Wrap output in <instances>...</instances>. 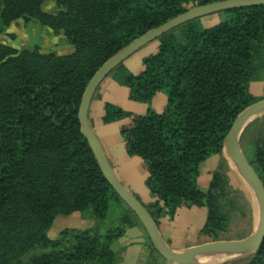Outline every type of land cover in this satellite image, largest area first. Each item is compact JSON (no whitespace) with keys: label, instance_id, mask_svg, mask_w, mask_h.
<instances>
[{"label":"trees","instance_id":"trees-1","mask_svg":"<svg viewBox=\"0 0 264 264\" xmlns=\"http://www.w3.org/2000/svg\"><path fill=\"white\" fill-rule=\"evenodd\" d=\"M0 0V32L17 18L62 31L73 46L66 55L18 51L0 43V264H117L111 248L138 221L129 212L100 234L65 227L46 234L58 214L89 212L106 217L112 202L124 203L103 176L80 131L83 91L94 72L146 31L189 8L219 0ZM229 17L210 27L194 19L181 24L183 41L172 30L133 73L122 62L116 82L132 101L148 104L157 92L167 98L161 112L136 114L105 102L103 123L123 120L119 133L126 153L141 159L145 186L155 200L143 205L156 226L174 219L181 207L205 209L198 235L206 241L249 236L255 207L228 174L223 143L237 115L262 100L249 89L264 77V4L225 10ZM243 155L264 187V122L243 130ZM218 161L207 187L202 164ZM125 204V203H124ZM126 205V204H125ZM241 222L233 231V225ZM42 251L26 261L22 250ZM146 264H163L148 237ZM234 264H264V236Z\"/></svg>","mask_w":264,"mask_h":264},{"label":"rangeland","instance_id":"rangeland-1","mask_svg":"<svg viewBox=\"0 0 264 264\" xmlns=\"http://www.w3.org/2000/svg\"><path fill=\"white\" fill-rule=\"evenodd\" d=\"M42 10L45 12L57 11L55 1L47 0L42 5ZM228 17L229 14L226 11H217L197 17L194 19V22H196L202 27H210L221 21L228 19ZM172 32L179 41H183L180 25L173 28ZM158 42L159 39L155 38L150 42L142 45L137 50H135L131 55L125 58L122 61V65H124L126 68L127 66H130L129 68L130 70L128 68L127 69L133 73L137 72L138 71L137 69L141 65L142 59L150 54V52L156 47ZM0 43L13 47L18 51L33 50L35 47H37L38 52L42 54L53 53L55 55H66L73 51V46L66 39L62 31L55 33L52 29L40 25L34 19L25 20L24 18H17L13 20L10 23V25L4 29V31L0 32ZM104 78L105 81L108 80L107 82L113 80V82L117 83L114 78V71L109 72ZM249 89L251 93L256 97L259 98L264 97V77L261 78L260 80L251 82L249 85ZM160 95H162L165 98V94L163 92H158L156 94V96H160ZM158 100L159 99H156V97H154V99L152 98L148 104L145 103L147 109L150 108L155 112H160L162 110L161 107L162 103L159 104L160 102L158 103ZM132 102L137 103L136 101H132ZM123 109L126 110L125 107ZM255 120H261L264 122V111L255 115V117L249 123ZM214 155L217 156L216 154ZM223 156L228 164V168H229L228 174L231 177L232 181H234L236 185H238L243 190H245L248 197L251 199L252 203L254 204L255 226L253 232H255L257 216H258V202L255 193L250 187L249 183L247 182L246 178L244 177L238 165L227 155L225 151L223 152ZM113 158L115 160H113ZM113 158L112 157L109 158V162L116 178L118 179L122 187L128 192L133 193L134 197L144 205H148L149 203L153 202L155 200V197H153L149 193V191L145 186L146 172L144 170H141L136 163L137 161H139V157L130 156L127 153L123 154L122 152L121 153L117 152V154H115ZM205 162L206 160L203 162L202 168L203 166H205ZM201 174L202 172L200 173V178H201ZM206 175L207 172H204L202 174V176H206ZM125 212H129L127 205H125L124 203L112 202L109 206L106 217L103 220H98L92 217L89 212H81V213L73 212L67 215L58 214L54 217L52 225L47 230L46 234L49 238L53 239L57 236L58 232L65 227L89 229L93 232L102 234L107 229L118 226L120 224L121 215ZM202 222L203 220L202 221L199 220V217L197 215L193 216L192 225L189 226V228L187 229L188 231L185 232L183 238H181L182 239L181 241H185L188 243H198L196 245L205 243V242H200L201 240H203V238L199 237L198 232L197 234H195V231L199 229L198 227H201ZM240 223L241 222L239 223L236 222L233 225V231L237 230L235 227L238 226ZM172 229H175L177 231L181 230V228L178 225L174 226ZM238 230H240L239 226H238ZM119 247H120L119 245H116L114 249L119 251L118 250ZM41 251L42 249L38 245L34 244L30 248L22 250L19 255V259L22 261H26L31 255L37 254ZM117 255H118L117 263L119 264V262L121 263V252L118 253ZM244 257H245L244 253H223V252L203 253L194 256L192 259H190L188 263L189 264L190 263L191 264H234V260ZM161 262L165 264L164 260ZM175 264H180V261H176Z\"/></svg>","mask_w":264,"mask_h":264},{"label":"water","instance_id":"water-1","mask_svg":"<svg viewBox=\"0 0 264 264\" xmlns=\"http://www.w3.org/2000/svg\"><path fill=\"white\" fill-rule=\"evenodd\" d=\"M259 4H264V0H219L189 8L187 11L172 17L161 25L146 31L109 57L94 72L83 91L77 112V117L80 123V131L86 138L103 176L112 186L120 199L142 223L147 231L148 237L163 257L165 264H171L172 261H174V264L176 261H180V264H189L188 262L190 259L203 253H246L255 249L262 242L264 236V187L248 160L243 155L239 141L243 130L249 124L247 123L244 125L245 121L249 117L255 116L264 111V99L246 107L237 115L231 128L226 134L223 143V152L225 151L241 169L244 177L257 198L258 216L255 232H252L249 236L242 239L208 241L199 245L178 250H172L167 247L146 208L130 192L125 190L116 178L99 141L87 124V110L89 102L97 85L104 79V77L142 45L158 38L173 28L202 15ZM240 130L241 132L238 136Z\"/></svg>","mask_w":264,"mask_h":264},{"label":"crops","instance_id":"crops-1","mask_svg":"<svg viewBox=\"0 0 264 264\" xmlns=\"http://www.w3.org/2000/svg\"><path fill=\"white\" fill-rule=\"evenodd\" d=\"M156 47L150 53H152L156 49ZM127 68L129 69L130 66H127ZM141 69H142V61H141V65L137 69L138 70L137 72H139ZM107 81H105L104 78L97 85L95 91L93 92L87 110V124L89 125L90 129L92 130L97 140L99 141L101 148L109 162V158L111 157L113 158L115 154H117V152L118 153L122 152L123 154H125L126 150H125L124 142L119 133V128L123 123V120L114 121L110 123H103L102 116H103L104 103L111 102L120 107L124 106L126 110L136 114H145L147 111V106L145 103L132 102V100H130L128 97V90L126 87L113 82V80L109 82ZM156 94L154 97H156V99H159L158 100V103L160 102L159 104L162 103L161 107L163 110L164 106L166 105L167 98L166 96L164 98L162 95L156 96ZM262 99H264V97H262ZM218 157H219L218 155L217 156L213 155L210 158H208L205 162V166H203V168L201 169L202 174L204 172H207L206 176H202L201 174V178L199 177L200 185L203 188L207 187V185L209 184L211 178V172L213 171L218 161ZM115 159L113 158V160ZM136 163L140 167V169L143 170L141 168L140 158L139 161H137ZM131 194L133 195V193ZM141 204L144 205L143 203ZM195 215L199 217V220L201 221L203 220L202 222L203 225L205 220V209L197 208V207L183 206L180 208L174 219H169L168 217H163L159 219L157 228L167 247H169L172 250H178V249L189 248L198 244V243H188L185 241H181L182 240L181 238H183L185 232L188 231L187 229L189 228V226L192 225V218ZM177 225L181 228V230L177 231L175 229H172L174 226ZM201 227L198 228L200 229ZM199 229L195 231V234L199 232ZM200 242H206V240H201ZM147 243H148L147 231L145 230L141 222L134 221L133 225L128 227L125 233L111 245V248L117 254L121 252V263L119 262V264H146L149 255V249ZM116 245L120 246L118 249L119 251L114 249Z\"/></svg>","mask_w":264,"mask_h":264},{"label":"bare ground","instance_id":"bare-ground-1","mask_svg":"<svg viewBox=\"0 0 264 264\" xmlns=\"http://www.w3.org/2000/svg\"><path fill=\"white\" fill-rule=\"evenodd\" d=\"M254 117H255V116L249 117V118L245 121V124H244V125H246L247 123H249ZM244 125H243V126H244ZM240 132H241V130L239 131L238 136L240 135ZM238 136H237V137H238ZM171 264H174V261H172Z\"/></svg>","mask_w":264,"mask_h":264}]
</instances>
